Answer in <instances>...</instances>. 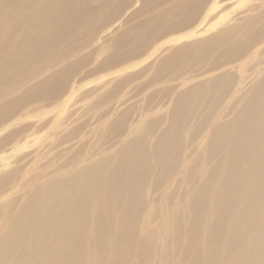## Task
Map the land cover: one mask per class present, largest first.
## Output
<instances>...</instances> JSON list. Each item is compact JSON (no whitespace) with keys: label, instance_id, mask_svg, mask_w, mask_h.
I'll return each instance as SVG.
<instances>
[{"label":"bare ground","instance_id":"bare-ground-1","mask_svg":"<svg viewBox=\"0 0 264 264\" xmlns=\"http://www.w3.org/2000/svg\"><path fill=\"white\" fill-rule=\"evenodd\" d=\"M101 73L115 76L92 89L97 113L155 88L163 114L132 123L124 107L115 149L87 161L77 147L63 176L22 173L36 149L4 162L0 200H25L0 227V264H264V0H0V155L32 148L51 121L31 118ZM79 123L51 145L80 141Z\"/></svg>","mask_w":264,"mask_h":264},{"label":"rangeland","instance_id":"rangeland-1","mask_svg":"<svg viewBox=\"0 0 264 264\" xmlns=\"http://www.w3.org/2000/svg\"><path fill=\"white\" fill-rule=\"evenodd\" d=\"M231 4H233V7H235V5H236V3H233V1H229V2H226V6H228V5H230L231 6ZM223 8H225V6H221L220 8L218 7V8H216L215 10H214V13H213V15H216L221 9H223ZM236 10H239V9H236ZM238 12V11H237ZM233 14H236V11H231L230 13H229V17L231 16V15H233ZM159 52V51H158ZM157 59V58H156ZM151 60V61H150ZM149 61H147V63L146 64H148V66H151V65H149V64H152V60H153V58L152 59H150ZM151 62V63H150ZM145 63H142V65L143 64H145ZM251 63H252V61H251ZM251 63H250V65H251ZM141 64V63H140ZM146 64L145 65H143L144 67L146 66ZM142 65H140L139 66V68H143V66ZM250 65H248V67L250 66ZM138 67H135L133 70H135V69H137ZM138 68V69H139ZM246 68H247V65H246ZM245 68V69H246ZM137 69V70H138ZM248 71L246 72V74L248 75ZM111 76H115V74H110V73H101V74H98V75H94V76H92L91 78H88L86 81H85V83H84V87L82 88V89H80V91L78 92V93H75V94H71V95H69V101H68V106L65 108V109H61V108H56V109H54V110H50V112H48V113H45V114H41V115H39V116H37L36 117V119L35 118H31V121H37V120H40V121H47V120H49V121H51L50 123H47V125L46 126H44V128H42V129H40V130H38L33 136H31V143L32 144H34V145H32V148L31 147H28V148H24V149H19V151H17V152H13V153H11L10 155H8L7 157H2V155H0L1 156V158H0V168H2L3 166H4V164L6 163V162H8V165L6 166V169L5 170H8L9 171V169H14L15 167L14 166H16V167H18V166H22L24 163H25V161H22V163H19V162H14L15 161V159L18 157V156H20L21 154H26V152H28L30 149H36V152H37V156H35V157H33L32 158V160L28 163V165L30 166V167H26V168H24V169H26V170H23V172L22 173H25V171H28L29 172V174H28V176H31V179H33L34 181H36L37 180V176L41 173V171H42V168L44 167V165H45V167L47 166V167H49V165L51 166V168H52V170H54V172L51 174V176H63V175H65L66 173H68L71 169H72V166H69V165H72L73 164V161H71V162H68V159H69V156L74 152V150H76L77 149V147H80V146H83V147H85L84 148V155H85V158H82V160L84 159V160H87L88 158H90V155H92V157L90 158V159H88V160H91V159H98V158H100V157H102V156H104V155H106V153H103V151L104 150H112V149H115V147H113V148H107V146L109 145L108 143H105L108 139H110L109 137H111V135H110V129H108L109 127H110V125L113 123V122H115L117 119H118V114L122 111V110H124L125 108H131L130 110L132 111V113H131V120H130V122L132 121V123L136 120V119H138V116L139 115H142V113H146V116L143 118V117H141V118H143V120H144V122H147L151 117H153V115L155 116L154 117V120H156L157 118H156V115L157 114H160V115H162L163 114V110L161 111V109H158L157 107H158V101H160V99H155V98H158V96H156V97H153V99H148L149 98V95L151 94V93H153L156 89L154 88H152V89H150V90H148L147 91V89H149V88H147L146 90H144L143 92L141 91V90H139L140 91V93L138 94V92H137V96H133V97H131L130 96V99L128 100V102L124 105V106H121V107H119L118 109H117V111L116 110H113L114 111V114H113V111L112 112H110L109 111V114H107V116L105 117V114H103V109L102 110H99V112L97 113V109L96 110H93V108H91V104H93V102L95 101V100H97V96H98V93H99V91H96V93H94L93 94V88H97L98 87V85L99 86H101L104 82V80H107L108 78L110 79L111 78ZM119 78V77H118ZM108 79V80H109ZM142 79H145V78H142ZM138 81H141L140 79H138L137 81H135V82H133V83H131V84H129V85H127L126 87H125V91H127V90H131L132 91V88L136 85V84H138V83H140V82H138ZM99 82V83H98ZM102 82V83H101ZM174 83H176V81H174ZM249 83H250V79H248V78H246L245 80H244V82H243V86L245 87V86H248L249 85ZM97 84V86H95ZM172 84H173V82H172ZM93 86H95V87H93ZM136 87H137V85H136ZM108 88V89H107ZM139 87H137V89H138ZM90 90V91H89ZM105 90H109V87L107 86V87H105ZM104 90V91H105ZM147 91V92H146ZM144 92H146L145 93V95L142 97V94H144ZM92 93V94H91ZM88 94V98H84L83 99V97L85 96V95H87ZM95 95H96V97H95ZM148 97V98H147ZM91 98H93V99H91ZM142 98H144V100H142ZM118 97L116 98V97H114L113 99H112V102H110V106H111V104L112 103H114V105L116 104V102L118 101ZM146 99V100H145ZM148 99V100H147ZM74 100H75V102H74ZM116 100V101H115ZM93 101V102H92ZM145 101H148V102H146L145 103ZM151 101V102H150ZM157 101V102H156ZM162 101H166V98L165 99H163ZM92 102V103H91ZM72 104H75L73 107H71V105ZM88 104H90V105H88ZM147 104V105H146ZM156 104V105H155ZM70 105V106H69ZM88 105V106H87ZM131 105H133L132 107H129V106H131ZM87 106V107H86ZM128 106V107H127ZM149 106V107H148ZM79 107V108H78ZM125 107V108H124ZM74 108V109H73ZM85 108V109H84ZM143 108V109H142ZM152 108H154V109H152ZM71 109H72V113H69L70 111H71ZM136 109H137V111H136ZM140 109V110H139ZM84 110V111H83ZM85 110H88V113H87V111H86V113H85ZM90 110H92V111H90ZM157 111V112H154V111ZM84 113H83V112ZM94 111V112H93ZM102 111V112H101ZM120 111V112H119ZM158 111H159V113H158ZM79 112H81V113H79ZM100 112H101V114H100ZM69 113V114H68ZM97 113V114H96ZM105 113V112H104ZM71 114H73V115H71ZM76 114H79V115H76ZM82 116H81V115ZM88 114V115H87ZM95 114V115H94ZM103 114V115H102ZM151 114H152V116H151ZM70 115V116H69ZM85 115H87V116H85ZM91 115V117L93 118H91V117H89L90 118V120H89V118H88V116H90ZM94 117H93V116ZM132 115H133V117H132ZM159 115V116H160ZM67 116V117H66ZM79 117V116H81V117H79L78 119V121H77V119H75L74 117ZM86 117L84 120H83V118L82 117ZM100 116V117H99ZM103 116L105 117V118H103ZM118 116V117H117ZM158 116V115H157ZM76 117V118H77ZM112 117H114V119L112 118ZM46 118V119H45ZM51 118V119H50ZM65 118V119H64ZM82 118V119H81ZM99 118H102L103 120H101V119H99ZM113 119V122H112V120L111 119ZM117 118V119H116ZM70 119H72V121H74L75 122V120L79 123L80 121H81V124L83 123L82 121H84V123H85V125H84V123H83V127H82V130L84 131V129H86L84 132H83V134H82V132H81V135H79L80 137H79V139H80V141L79 140H77V139H74V140H72V141H69V142H65V143H61V144H59V145H57L56 147L54 146L53 147V145H55V144H53L54 142H53V140H55V139H58V135L60 136L61 135V137H62V135H63V133H68L69 131L68 130H70L71 129V126H74V124L75 125H77L76 123H74V122H70L71 120ZM106 119V120H105ZM55 120V121H54ZM62 120H64V121H62ZM67 120V121H66ZM70 120V121H69ZM102 121L101 123H99V121ZM107 120H110V121H107ZM115 120V121H114ZM65 121H66V123H65ZM107 122V123H105V122ZM62 122V123H61ZM63 122L65 123V124H63ZM98 122L99 124V126L96 124V123ZM88 123H90V124H88ZM93 123L94 124H96V125H93ZM109 123V124H108ZM135 123V122H134ZM56 124H57V126H56ZM70 124V125H69ZM80 124V123H79ZM91 124L93 125V126H91ZM101 124V125H100ZM107 124H108V126H107ZM88 125H90V127L88 126ZM133 125V124H132ZM70 126V127H69ZM86 128H85V127ZM97 128V130L95 129V127ZM106 126H107V128H106ZM88 127V128H87ZM93 127V128H92ZM99 127V128H98ZM141 127L143 128V130H144V124H140V127H137V131L138 132H136L137 134H139V133H141L143 130L141 129ZM63 128V129H62ZM92 128V129H91ZM139 128L141 129V130H139ZM157 128H162V126L161 125H158L157 126ZM91 129V130H90ZM107 129V130H106ZM59 130H62V131H59ZM89 130V131H88ZM106 130V131H105ZM54 131L57 133H55L56 135H54ZM87 131V132H86ZM58 132H60L59 134H58ZM93 132H94V134H93ZM99 132V133H98ZM101 132V133H100ZM104 132V133H103ZM109 133V134H108ZM66 135V134H65ZM93 135V136H92ZM100 135V136H99ZM105 135V136H104ZM107 135V136H106ZM83 136V137H82ZM61 137H59V138H61ZM82 137V138H81ZM99 137V139H97ZM86 138V139H85ZM89 138V141H87V139ZM96 138V139H95ZM52 139V140H51ZM95 139V140H94ZM120 139H121V137L119 136V135H116V138L115 139H112V141H114L115 140V143L116 144H119L121 141H120ZM77 140V141H76ZM74 141V142H73ZM76 141V142H75ZM87 141V142H86ZM111 141V142H112ZM72 142V143H71ZM91 142V143H90ZM123 142V141H122ZM31 143L29 144V145H31ZM39 143H42V144H46L47 145V148H45V149H43V150H41L40 152H38L39 151V149L38 148H36L37 147V144H39ZM94 143V144H93ZM195 143H198V142H195ZM49 144V145H48ZM51 144H53V145H51ZM74 145V146H72L69 150H70V152L68 151V147L69 146H71V145ZM107 144V145H106ZM99 145V146H98ZM103 145V146H102ZM104 145H106V146H104ZM196 145V144H195ZM195 145L193 146V147H195ZM60 146V147H59ZM59 148H60V151H59ZM63 148V149H62ZM64 148H66V149H64ZM74 148V149H73ZM102 148V149H101ZM56 149H58V150H56ZM187 149V147L185 146L184 147V149H183V152L185 151ZM56 150V151H55ZM66 151V153H58V151L59 152H61V151H63V152H65ZM110 150V151H111ZM26 151V152H25ZM68 152V153H67ZM64 154H66V155H64ZM64 155V156H63ZM14 156V157H13ZM15 156H16V158H15ZM22 156V155H21ZM57 156V157H56ZM61 156H63V157H61ZM55 157V158H54ZM58 159V160H57ZM65 159V160H64ZM87 160V161H88ZM48 161V162H47ZM51 161H55L54 162V165H52L53 164V162H51ZM60 162V163H58V162ZM5 162V163H4ZM14 162V163H13ZM57 162V163H56ZM69 163L68 165L66 164V163ZM17 163V164H16ZM80 163H82V162H80ZM84 163V162H83ZM40 164H41V166H40ZM64 164H66V166H67V168H66V166H63ZM85 164V163H84ZM37 165H38V167H37ZM63 166V167H62ZM14 167V168H13ZM42 167V168H41ZM54 167V168H53ZM65 167V168H64ZM59 168H60V170H59ZM11 169V170H12ZM4 170V171H5ZM65 170V171H64ZM69 170V171H68ZM67 171V172H66ZM6 172V171H5ZM22 173H21V175H22ZM63 174V175H62ZM33 176V177H32ZM22 193L21 192H19V193H17V194H9L8 196H6V198H4V199H2V200H0V227H2L3 225H2V223L3 222H9V221H11V217L19 210V208L21 207V205L23 204V202H24V200H25V196H22V198H24L23 199V201L21 202V204H17L16 206H15V208H13V206H12V204H11V202H12V200H13V198H15V197H17V196H19V195H21ZM11 204V205H10ZM151 227H154V226H151ZM167 258H165V260H166ZM181 259V257L179 256L178 257V262H179V260Z\"/></svg>","mask_w":264,"mask_h":264}]
</instances>
